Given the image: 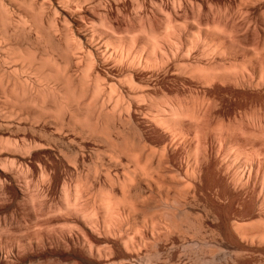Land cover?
Instances as JSON below:
<instances>
[{"label": "bare ground", "instance_id": "6f19581e", "mask_svg": "<svg viewBox=\"0 0 264 264\" xmlns=\"http://www.w3.org/2000/svg\"><path fill=\"white\" fill-rule=\"evenodd\" d=\"M14 1V6L9 8L10 6L6 7L4 2L0 0V29L2 32L0 38L4 40H2L4 43L0 44V53L2 54L0 55V198L5 199L4 196L8 197L10 189L8 184L13 182L17 185V189H11L15 191L21 201H19V203L22 204L14 206L28 211L31 217L37 219L40 223H42V220L39 221L41 215L50 211L64 210L65 212H69L72 216L59 215L56 220L69 222L74 227L72 226V232H60V235H58L59 233H49L42 228L33 230L29 228L27 230L23 229V232L22 227L25 226H21V224L18 225V221L20 220L17 221V218L10 214L11 216L5 217L4 220L2 219L0 221V264H34L38 262H42V264L44 262L45 264L46 262L43 259L52 260L54 258H64V252L66 251H68L67 254L69 257L66 256L71 258L72 263L76 261V264L77 262L79 264H90L92 263V258L95 257H104V262L102 261L103 264H128L127 261L130 259L131 249L140 251L143 247L147 248V246H151V253L148 251V256L150 257L149 262H152V255H155V257L157 254H160V256L163 255L161 250L166 247L165 243L170 241L173 233H188L191 231L193 235L195 233L197 237H202L203 233L213 231L216 233L215 235H219L224 232L223 226L228 223L230 225L228 224L227 227L232 236L234 234L235 238L238 237L242 240H251V244L247 242V245L245 244L246 246H244V243L241 242L243 245V247H241L237 239L238 244L234 241V244L231 246L228 244L232 242L227 243L226 241V247L228 246L227 249L231 248L234 250L236 256H238V254L249 253L252 255L257 253L264 257V149H262L264 146V114L257 113V107L253 113L249 115L246 114V121L248 124H251L253 127L255 126V128L257 127V132H259L257 135L254 133V135L256 137L259 135L260 138L262 136L261 140H258V142L255 137L256 142L253 141L251 146L249 145L246 147L250 142L247 144L246 142H240V138L239 140L232 139L237 136H234V132L238 131H235V129L242 128L246 123L242 121L237 124L228 123V125H226L222 122L224 120L221 121V119H218L217 122L211 126V123L207 122L210 117H204L208 119L204 121L202 118L204 115L203 113L207 114V112H209L207 115L213 116L211 111H215L214 113L216 114L220 109L216 111V109L211 110V108H207L205 99L200 97L196 98L195 96L197 95H195L193 99L190 98V100L185 97L167 98L165 96L167 99L164 98L162 101L156 100L159 102L157 104H154L156 102L151 99L150 101H153L151 103L154 104V106L148 104L151 108L148 107V110L150 109L151 121H154L158 126H165L167 129L164 128L169 131V133L173 134L171 136L173 140L171 143L167 142L166 145L170 144L172 147L169 148H173V151H175L173 146L176 141L189 145V155L191 153V156H188L190 159H187V165L189 163L190 168L189 166L186 168L185 178L180 174L181 172H179L180 176L178 173L175 174L176 169L173 166L174 156L170 154V150L172 149L168 148V150H166L167 146L158 154L154 152V149L153 151L150 150L151 152H148V154L146 153L147 156L144 158L143 152H145V148L147 149L145 146H148L146 142L147 138L143 134L144 131L142 132L141 129L138 128L140 126L137 127L135 124L136 121H134V116L132 117L133 114L131 113V105L132 101L139 103V99L142 96V98H144V95L146 96L147 93L144 94V88H146L144 84L134 78L135 73L133 74L130 72V70L133 71L134 67L142 63L148 66H156V64L159 65L162 63L163 65V62H167L166 58L170 56V54H168L170 50H168V46L166 45L169 44V42L167 43L165 41L166 44H164L162 36L164 37L165 34L171 30H176L177 32V29H184V27H186V29L188 28L187 30L190 31V33L188 32L190 34L188 37H192V39H196V41L202 39L200 38L202 34H204L205 39L203 40L205 41L213 38V40H210L213 42L212 44H215V48L217 46V48L222 47L223 49H233L235 47L242 49L245 45L251 44L259 48L258 51H260V53L257 51L258 54H261V52L264 53L262 49L264 48V0H239L235 7L230 5L220 6V4H217L218 2L216 0L215 3L212 0L213 2H211V4L209 0V9H206V12L202 9L204 13L201 11L199 4V7L196 6L198 10L192 7V9H195L197 12H194L190 8L193 12H191L192 15H190L193 16V19L197 18L196 20L198 21L196 22H188L186 16L185 19L181 17L177 7L175 8L173 5V7L171 6L173 10L171 9L165 12L163 10L164 8H160L156 3V8L159 7L160 9L157 8L158 10H156L155 7V9L147 7L152 10V12H150L145 9V3L143 4L140 0H131L132 10L127 13H125V10H122V0ZM190 1L192 0H189V2ZM110 2L116 4V13H112L110 8L107 7V3ZM176 2L174 1L175 4ZM151 3L154 5V0ZM213 3L217 4V6ZM178 6L180 7V5ZM201 12L203 14H201ZM255 13L257 14L256 17H254ZM186 15L188 14L186 13ZM120 18H125L128 22L126 25L123 24L125 25L124 27L119 22ZM241 26V31L258 29L259 33H257L259 36H255L256 38L253 36V38H248L249 35H247V38H245L238 35L241 32L239 30ZM26 29H28V33L34 32V35L29 34L28 37L30 36L29 39L36 42L41 52H38L37 49H30L28 47L23 48L24 46H20L21 42L18 40H21V38L19 37L25 36H23V33H25ZM163 32L165 34L161 35ZM56 33L58 35H56ZM173 34H171V37ZM214 34L215 36L217 35V38L213 37ZM218 34L221 35L218 36ZM211 35L213 36L211 37ZM175 37H177V35ZM165 40H167L166 37ZM178 40L182 43L183 39ZM190 41L191 39H185L186 43ZM171 44L172 43H170V45ZM232 52H230V55ZM255 52L256 51H254V54H256V56L253 55L252 51L248 54L254 56L253 58H255L256 61L254 62H257L256 64H254V62H251L252 64H247L250 62L246 61V64H242L243 66H241V68L239 67L240 65L237 66L238 63L234 62L230 66L228 65L229 67L227 65H225V67L223 66L224 70H222L223 68L221 69L223 72L216 73L215 75H218L217 77L220 76V78L222 77V80L224 78L230 79L227 82L233 81L238 87L241 85L258 86L264 84V56H262L263 53L258 56ZM252 55H250V58H252ZM208 56L209 55H207V57ZM99 57L104 59L112 57V60L114 59L117 61L116 64L126 63L125 65L128 69L127 73L124 74L123 72L124 75L123 77L121 76L122 78H119V82L127 86L130 93L122 91L120 89L121 86L119 87L116 81L108 80L106 82L104 80L105 82H103L100 78V73L96 70V63ZM234 58L237 59L238 57L236 58L235 56ZM15 59L21 61L19 69L22 71H29V75L23 76L17 72L18 70L16 72L14 69L11 70L8 64H10L11 60ZM212 67L214 66L212 65ZM199 71L200 73L201 71L203 72L202 69ZM204 71L206 72L202 74L204 75V81L210 84L208 80H213L212 76L214 73L208 72L207 70ZM255 74H258V77H255ZM112 78L116 80L114 76ZM214 79H216V77ZM224 80L223 82H225ZM165 95L168 96L166 92ZM147 96H149V94ZM258 99H256V101ZM211 100L212 99H210V101ZM217 100L218 99L215 101V105L219 103ZM253 102L254 101H252V103ZM215 105H213V107L218 109V106L216 105V107ZM209 106L212 107L211 104ZM6 112L7 114L10 112L18 115L19 119H15V121L13 120L14 118H8ZM147 116L148 114L146 117ZM29 117L43 118L46 120L50 117L54 119L57 118L56 120L58 122L55 121V123L57 122L56 125H58L59 128L68 126L79 131L82 135L97 137V139L107 143L109 149L111 148V152L114 156V162L111 161L112 163H115V161L121 159V157L123 159L126 155L125 157L128 159V162H130V165H126L127 167L124 169L122 168L123 171L119 173L117 164H111V162H109L110 165L108 164V166L106 165L102 168L106 177L105 179L89 180L85 178V175L83 177L87 169L85 163L86 157L84 159L85 153L84 155L80 153L81 155L79 156L77 153L78 151L71 146L73 149L70 150L75 165L74 170H71V172H69L70 174L68 173L71 176L68 178L60 176L62 175L59 173L61 163L59 165L55 160L56 157L54 158L52 156L56 163L52 161L54 164L52 163L51 166L48 162H40L41 159L39 158L37 159L39 160L37 161L39 162V173L41 178L43 177L42 179L47 180V182L41 180V182H37L33 177H30L31 175L27 174L29 173L27 171H30L35 165L33 166L31 162H27L28 160L26 158L27 156L30 157L34 149L47 148L48 146L46 147V145L49 144V140L46 138L48 136L44 137V134H41L42 136L38 135L40 132L37 134L31 132L34 135H30L28 131L25 132L26 130H24V128L27 126L25 119ZM246 126L248 128V125ZM258 128L260 131H258ZM38 129L43 133L47 131L44 126H40ZM216 129H218V131H215ZM245 129L242 131L243 134L245 133V135H247L246 132H251L249 130L245 132ZM219 130H221V133ZM216 133L220 134L219 139L215 137L217 136ZM251 134L253 135V133ZM251 134L249 135L250 138ZM193 136L196 137V141L194 139L192 140ZM207 136L210 137L212 142L217 139V143L220 146L226 145L229 150L228 153L226 152L227 154L225 156H223L224 154L222 155V160H224V162L220 163L223 164L224 167H220L222 170L218 168L219 172H222L219 175L220 177H214V180L221 178L218 181H220V183L224 182L226 184L225 186H229V189L232 188L235 190H232L233 194L223 191L224 188L222 189L221 184L212 186L218 181L214 182L210 179L214 183H210L211 186L207 187L205 185H208V183L205 184L206 182H203V180H205L203 179L204 173H202L204 171V165L206 166L208 160L210 163H213L209 158L211 156L208 153L209 150L207 145L210 140ZM54 137L56 136L51 135L49 138L53 140ZM242 139L243 141H247L246 139L244 140V138ZM165 140L169 141L168 138H165ZM53 142H55V140ZM245 143L246 145H244ZM61 147H63V150ZM64 147V145L57 146L59 151H65ZM49 148L53 149V147ZM97 151L100 150L98 149ZM231 154L234 155L233 158L224 159V157H231ZM67 155L66 157H68ZM33 157L35 158V156ZM190 160L192 161L191 163ZM34 161L36 160L34 159ZM68 163H70L69 159ZM207 165V167H209L211 164L208 163ZM51 167H54V171L53 169L50 170ZM112 168H114L115 173H112ZM216 174L214 175L216 176ZM176 175L178 178L172 177ZM181 176L185 179H181ZM52 182L54 184L61 183L62 187L59 190L58 197L52 198L53 200L51 199L52 201L48 202L46 197L45 199L43 198L45 195L44 187L46 183L50 184ZM113 183L118 184L119 191H114L115 187ZM190 186L194 187L195 196L191 197L194 198V200L197 195H203L204 197L207 192L210 194L215 192L214 194H216L218 198H224L227 202L225 205L229 207V210L232 208L230 211L232 214L228 212V214L231 215L230 217L227 215L228 220L226 219L230 222H226V224L223 225V223L220 222L223 220L220 219H222V217L224 219V216L221 217L220 214L212 211L213 208L211 209L208 206L202 205L203 208H198L202 213L199 212V215H195L194 213L197 208L193 207V199H190L186 194L189 193ZM31 187L35 189L37 187L38 192L35 193L33 188L31 191ZM170 187L176 191L172 196L169 194L170 191H168ZM242 192L250 195L248 199L250 205H248V201L246 206L241 204L243 207L241 206V210L238 212L236 211L238 207L234 210L233 206L237 202V196L242 194ZM147 193H153V196L158 199L156 200L152 195L149 196L150 194ZM208 193L205 197L210 195ZM146 196H148V200ZM209 197L211 196H208L206 199L208 200ZM215 210L217 211V209ZM255 215H257V219L254 220L253 217H255ZM212 222H215L214 226H217L215 227V229H218L216 230L217 232L212 230L211 227L213 226L210 225ZM132 229L137 230L138 233L135 231L132 232L134 234H131L130 230ZM228 230H226L227 233L226 231L224 232L226 233L224 236H228ZM101 231L105 234L101 233ZM106 233L107 235L111 233L113 238L112 236V239L109 238V235L107 236ZM102 234L105 235V237H103ZM211 238L215 239L214 236ZM218 238L216 237V241H218ZM203 240L205 239L203 238ZM208 241H203L204 244L206 243V246H208ZM255 241L257 245H254ZM148 248L146 250L150 249ZM201 253H204L202 249L197 255L195 254L197 263L229 264V261L220 260L219 262H215L213 259L212 261L210 260L211 262L207 261V263H204L202 261L204 257ZM145 254L146 256H144L146 258L147 251ZM233 254H230L231 257H233ZM227 258L230 260L229 257ZM146 259H148V257ZM233 259L234 258H232V261H234ZM157 260L160 261L159 259Z\"/></svg>", "mask_w": 264, "mask_h": 264}, {"label": "rangeland", "instance_id": "374dc122", "mask_svg": "<svg viewBox=\"0 0 264 264\" xmlns=\"http://www.w3.org/2000/svg\"><path fill=\"white\" fill-rule=\"evenodd\" d=\"M3 2H4V5H6V7L8 6H10L9 8H11L12 6H14V0H2ZM143 4H144V6H145V9H147L148 11H150V12H152V10H150V9H155L156 8V3H157V6L159 5V7L161 8L162 7V9L166 12L167 10L168 11H170L171 9L173 10V6L176 8L177 7V9H178V13L180 14V16L181 17H183L184 19H185V16H186V20H188V22L190 21V22H196V21H198V20H196L197 18H194L193 19V16H191L192 15V7L193 8H196L197 10H198V7L200 6L201 8V11L203 12V10L205 11L206 9L208 10L209 9V5H210V3L211 2H213L214 1V3H215V0H210V3L208 4V2H209V0H192V1H190V2H192V3H190L189 2V0H154V2H155V4L154 5H152V1L151 0H140ZM174 1L176 2H178V4H177V2H176V4L174 3ZM217 2V4L219 5L220 4V6L221 5H230V6H232V7H235L237 4H238V2H239V0H216ZM122 2V10L124 11L125 10V13H127V12H130L131 10H132V2H131V0H122L121 1ZM174 3V4H172V3ZM111 3V4H110ZM110 3H107L108 5H110V6H108L107 4V7H109L110 8V11L113 13V12H115L116 13V4H114L113 2H110ZM150 3V4H149ZM213 3V4H214ZM231 3V4H230ZM198 4H199V6H198ZM212 4V3H211ZM217 4H214V5H216L217 6ZM148 5V6H147ZM173 5V6H172ZM178 5H180V7L178 6ZM114 6V7H113ZM172 6V7H171ZM196 6H198V7H196ZM147 7H149L150 9H148ZM155 7V8H154ZM159 7H157V8H159ZM156 8V10H158ZM159 8V9H160ZM174 8V9H175ZM190 8L192 9V10H190ZM186 9V10H185ZM199 9V10H200ZM203 9V10H202ZM162 10V11H163ZM206 10V11H207ZM161 11V10H160ZM167 11V12H168ZM194 12L196 11L195 9L193 10ZM205 11V12H206ZM192 12V13H191ZM197 12V11H196ZM199 12V11H198ZM201 12V14H203ZM186 13L188 14V15H186ZM258 13V12H257ZM191 14V15H190ZM196 14H199V13H196ZM256 14V13H255ZM254 14V17H256L257 16V14L255 15ZM194 17H197V16H194ZM185 20V21H186ZM184 21V22H185ZM119 22L121 23V25L124 27L128 22H127V20L125 19V18H123V19H119ZM123 24H125V25H123ZM184 27V26H183ZM0 28H1V26H0ZM182 28V27H181ZM243 28L245 29V27L243 26ZM188 29V28H187ZM186 29V27H184V29L182 28V29H177V32H176V30H171L170 32H168L169 34H170V36H169V34L168 33H162L161 35H164L165 34V36L163 37L162 36V38H163V41H164V44H166V42L168 43L169 42V44H167L166 46H168V50H170V51H168L169 53L168 54H170V56L169 57H167L166 58V60H167V62L165 61V62H163V65H162V63L161 64H156V66H148V65H146L145 63H142V64H140V65H137L136 67H134V69H133V71L132 70H130V72H132L133 74H134V78L137 80V81H141V83H143L144 84V87H146V88H144V94H146V96L144 95V98L146 99H144V98H140L139 99V103H137V102H133L132 101V105H131V113L133 114L132 115V117L134 116V121H136V125H137V127L138 126H140V127H138L139 129H141V131L143 132V134H144V136L148 139H146V142L148 143V146L146 145L145 147H147V149L145 148L144 150H145V152H143V155H144V158L147 156V154H148V152H151V151H153V149H154V152H156L157 154L159 153V152H161V150L163 149V148H165L166 146V150H168V148L169 147H172V146H170V144H168V145H166V143L167 142H169V143H171V141L173 140V138L171 137L173 134H171V133H169V131H167L166 129V127L165 126H161V125H159L158 126V124H156L154 121H151L152 119H151V114H150V107H149V105L148 104H151V105H153L154 106V104H157V103H159V102H157V101H162V100H164V98H165V96L167 97V98H177V97H180V98H187V99H189L190 100V98L191 99H193L194 98V96L195 95H197V96H195L196 98L198 97H200V98H202V99H205L204 101L206 102V104H207V108H211V110L213 109H216V111H218L219 109H220V111H218V113H214V112H212L211 111V113H213V116H209V115H207L209 112H207V114L206 113H203L204 115H207V116H204L203 115V119H204V121L206 120H208L207 122H210L211 123V126L212 125H214L216 122H217V120L219 119H221V121L222 120H224V121H222L223 123H225L226 125H228V123L229 124H237V123H239V122H242L243 121V123H246V125H248V128H247V126L244 124H242L243 126H242V128H236L235 129V131L236 130H238V131H236V132H234V136H236V138L234 137V138H232V139H235V140H239V138L241 139L240 140V142H246L247 144L250 142V144H248V145H246V143L244 144V145H246V147H248L249 145L251 146V144H253L252 142L253 141H255L256 139H257V142H258V140L260 141L261 140V138H262V136H261V138L259 137V135H258V137H256L255 135H257L259 132H257V127L255 128V126L253 127V126H251V124H248V122L246 121V119H247V117H246V114L247 115H249L250 113H253L254 112V110H256V107H257V113L259 112L260 114H264V84H262V85H258V86H247V85H241V86H236V84L233 82V81H230V82H227V81H229L227 78V80L225 79H223L225 82H223V80L220 78V76L219 77H217L218 75H215L216 73H221V72H223L222 70H224V67H225V65H231V64H233L234 62L235 63H238V65L237 66H239V67H241V66H243L242 64H246L245 62L247 61V62H250V63H247V64H252L254 61H256L255 60V58H253L254 56L253 55H255L256 56V54H254V51H256L255 53H257V51L259 50V48L255 45H251V44H247V45H245V47L244 48H242V49H240V48H238V47H235V48H217V46H216V48L214 47L215 46V44H212L213 42H211V40H213V38H210V39H208V41L206 40H203V39H205L204 38V34H202V35H200V38H202V39H198V41H196V39H192V37H188V36H190V31L189 30H187ZM242 30V26H241V28H239V30ZM257 29V28H256ZM27 30L28 29H26V31H25V33H23V36L25 35L26 36V34H27V36L25 37H19V38H21V40L19 39L18 41L19 42H21V45L20 46H24L23 48H30V49H37V51L38 52H41V50H39L38 48H39V46L36 44V42H34V41H32L31 39H29V37H28V35L30 34V35H32L33 33L31 32V33H28L27 32ZM180 30V31H179ZM187 30V31H186ZM240 30V31H241ZM168 31V30H167ZM182 31V32H181ZM245 31V32H244ZM244 31H241L240 32V34H238V35H240V36H242V37H245V38H247L246 36L247 35H249L248 36V38L250 37V38H253V37H255V36H259V32H258V29L257 30H248L247 29V31L246 30H244ZM249 31V32H248ZM256 31V32H255ZM260 31V30H259ZM0 32H1V29H0ZM173 32H174V34H173ZM176 32V33H175ZM189 32V33H188ZM258 32V33H257ZM239 33V32H238ZM252 33V34H251ZM257 33V34H256ZM1 34V36H2V32L0 33ZM171 34H173L172 35V37H171ZM213 34V33H212ZM222 34V33H221ZM221 34H218V36H220ZM34 35V34H33ZM56 35H58L57 33H56ZM177 35V37H175ZM182 35V36H181ZM181 36V37H180ZM203 36V37H202ZM213 35H211V37H212ZM217 36V35H216ZM215 36V34H214V38L216 37ZM253 36V37H252ZM165 37H166V39L167 40H165ZM241 37V38H242ZM23 38V39H22ZM171 38V39H170ZM187 38V40L189 39H191V41H192V43H191V41L189 42V43H186L185 42V39ZM217 38V37H216ZM256 38V37H255ZM26 39V40H25ZM28 39V40H27ZM172 40V41H170V40ZM178 39H183L182 40V43H181V41H179ZM243 39V38H242ZM2 38H0V44H3L4 42H2ZM31 40V41H30ZM4 41V40H3ZM23 41V42H22ZM166 41V42H165ZM180 43H179V42ZM196 41V42H195ZM176 44H175V43ZM178 42V43H177ZM22 43H23V45H22ZM170 43H172L171 45H170ZM211 45H210V44ZM29 45H30V47H29ZM176 45H178V46H176ZM190 46V48H189V46ZM171 46H173V47H171ZM171 47V48H170ZM173 48V49H172ZM192 48V49H191ZM237 48V49H236ZM258 48V49H257ZM187 49V50H186ZM189 49V50H188ZM263 50H264V48H262ZM216 50V51H215ZM235 50V51H234ZM245 50V51H244ZM261 50V49H260ZM211 51V52H210ZM233 51V52H232ZM250 51H252V53H253V55L252 54H250V55H252L251 57L252 58H250V55L248 54ZM174 52V53H173ZM188 52H189V54H188ZM209 52V53H208ZM230 52H232L231 53V55H232V57L234 56H236V58L237 59H235L234 57L232 58L231 57V55H230ZM247 52V53H246ZM259 53H260V51H258ZM175 53H177V54H175ZM224 53V54H223ZM235 53H237V54H235ZM244 53V54H243ZM262 53L263 52H261V54H258V56L259 55H262ZM185 54V55H184ZM187 54V55H186ZM248 54V55H247ZM0 55H2L1 53H0ZM181 55H182V57H181ZM184 55V56H183ZM207 55H209L208 57H207ZM174 56V57H173ZM187 56V57H186ZM244 56V57H243ZM257 56V57H258ZM262 56H264V53H263V55ZM262 56H261V58H262ZM231 57V58H230ZM256 57V58H257ZM260 58V57H259ZM210 59V60H209ZM234 61H233V60ZM16 60V59H15ZM15 60H11L10 61V64H8V65H10V67H11V70L12 69H14V71L16 72L17 70V72L18 73H20V74H22L23 76H26V75H29V71L27 72V71H22L21 69H19V67H20V64H21V61H19L18 59L15 61ZM107 60V61H106ZM236 60H237V62H236ZM13 61V62H12ZM105 61V62H104ZM116 60H112V57H108V58H98V60H97V63H96V70H97V72H99L100 73V75L103 77H101L100 75V78L103 80V82H107L108 80H113L114 82L116 81V83H118L119 84V87H120V89L122 90V91H125V93L126 92H128V93H130L129 92V89H128V87L127 86H125L124 84H120V82H119V78H122L123 77V75L125 74V73H127V67H126V63L125 64H123V63H121V64H123V65H121V64H116ZM223 62V63H222ZM252 62V63H251ZM262 62V61H261ZM120 63V62H119ZM164 63H166V64H164ZM183 63H185V64H183ZM257 62H254V64H256ZM264 64V63H263ZM7 65V66H8ZM19 65V66H18ZM147 66V67H145V66ZM158 65V66H157ZM179 65H180V67H179ZM212 65L214 66V67H212ZM144 66V67H143ZM195 66V67H194ZM222 66V67H221ZM224 66V67H223ZM228 66V67H229ZM234 66H236V65H234ZM124 67H126V68H124ZM151 67V68H150ZM156 67V68H155ZM179 67V68H178ZM212 67V68H211ZM244 67L246 68V66L244 65ZM17 68V69H16ZM223 68V69H222ZM242 68V67H241ZM196 69H197V71H196ZM200 69H202L203 70V72L201 71V73H200ZM222 69V70H221ZM100 70V71H99ZM194 70H195V72H194ZM204 70H207L208 72L210 71V72H212V73H214V75L212 76L213 77V80H208V82H210V84L209 83H207V81L205 82L204 80V75H202V74H204V73H206ZM136 71V72H135ZM198 71H199V73H198ZM123 72H124V74H123ZM177 72V73H176ZM102 73V74H101ZM119 73V74H118ZM139 73V74H138ZM137 74V75H136ZM110 76H111V78H110ZM115 77V79L116 80H114L112 77ZM122 76V77H121ZM255 77H258V74H255L254 75ZM106 77V78H105ZM201 77H203V78H201ZM216 77V79H214ZM105 78V79H104ZM110 78V79H109ZM118 79V80H117ZM144 79V80H143ZM218 79V80H217ZM105 80V81H104ZM203 80V81H202ZM222 80V81H221ZM213 81V82H212ZM220 82V83H219ZM234 83V84H233ZM148 85H149V87H148ZM162 85V86H161ZM244 86V87H243ZM126 87V88H125ZM125 89H128V90H125ZM206 90V91H205ZM213 90V91H212ZM224 90V91H223ZM195 91V92H194ZM165 92H166V94H168V96L167 95H165ZM149 94V96H151V97H149V96H147ZM152 94V95H151ZM211 94V95H210ZM259 94V95H258ZM153 95H155V96H153ZM217 96V97H216ZM147 97V98H146ZM156 98V99H154V98ZM215 97V98H214ZM167 98H165V99H167ZM254 98V99H253ZM259 98V99H258ZM148 99V100H147ZM151 99H153L154 100V102H156V103H151V102H153V101H150ZM210 99H212L211 101H210ZM216 99H218L217 101H219V103L218 104H216L217 106H218V109L217 108H214L213 107V105H215V101H216ZM224 99V100H223ZM256 99H258L257 101H256ZM157 100V101H156ZM262 100V101H261ZM213 101V102H212ZM252 101H254L253 103H252ZM143 102V103H142ZM257 102H258V104H257ZM134 104V105H133ZM138 104V105H137ZM147 104V105H146ZM212 105V107L211 106H209V105ZM215 105V106H216ZM222 105V106H221ZM145 106H147V107H145ZM216 106V107H217ZM133 107V108H132ZM148 107L150 108L149 110H148ZM228 108V109H227ZM248 110V112H247V110ZM261 109V110H260ZM260 110V111H259ZM133 111V112H132ZM209 111V110H208ZM251 111V112H250ZM3 112V111H2ZM222 113V114H220V113ZM247 112V113H246ZM10 113V112H9ZM7 114V112H6V116H8V118H14L13 120H15V119H19L18 117V115H16V114H12V113H10V114ZM142 113V114H141ZM148 114V116H149V118H148V116L146 117V115ZM224 113H225V115H224ZM135 114V115H134ZM215 114V115H214ZM218 114V115H217ZM241 114V115H240ZM14 115V116H13ZM10 116V117H9ZM242 116V117H241ZM16 117V118H15ZM204 117H210V118H208V119H206V118H204ZM239 118V119H237V118ZM56 118V117H55ZM223 118V119H222ZM57 119V118H56ZM56 119H54V118H47V120L46 119H43V118H32V117H29L28 119H25V121H26V125L27 126H25L26 128H24V130H26L25 132H29V134L30 135H34L33 133H35V134H37V133H39L38 135H43L44 134V137L45 136H48V137H46V138H48V142H49V144H50V146H49V144H47L46 145V147L47 148H41V149H34L33 151H32V153L30 154V157L29 156H27V162H31L32 164H33V166L34 167H32V168H34V169H30V171L28 170L27 172H29V173H27L28 175H31L30 177L32 178H34L37 182H41V181H43V182H47V180H43L42 178H41V176H40V173H39V167H38V163L39 162H37V161H39V160H37V159H41L40 160V162H48V164L51 166L52 165V163L56 160L58 163H59V165H60V163H61V166H60V174H62V175H60V176H62V177H70L71 175H69L70 173L69 172H71V170L73 171L74 170V168H75V165H74V160H73V156H72V153H71V150L73 149V148H75L78 152V155L80 156L81 154H83L84 155V153H85V156H84V159H85V157H86V160H85V163H86V170H85V172H84V174H83V177H84V175H85V178L87 179H89V180H96V179H105L106 177H105V175H104V171L102 170V168L104 167V166H108V164H109V162H111V161H113L114 162V156H113V153L111 152L112 150H111V148L109 149V145L107 144V143H105L104 141H102V140H99V139H97V137H94V136H86V135H82V134H80V132L79 131H76V130H74V129H72L71 127H63V128H59L58 127V125H56V123L58 122ZM245 119V120H244ZM16 121V120H15ZM55 121H57L56 123H55ZM234 121V122H233ZM236 121V122H235ZM231 122V123H230ZM138 123V124H137ZM209 123V124H210ZM44 126L46 129H47V131H45L44 133L42 132V131H40L38 128L40 127V126ZM151 125V126H150ZM156 125H157V128H156ZM147 126V127H146ZM250 126V127H249ZM32 127V128H31ZM163 129H162V128ZM166 129H165V128ZM253 127V128H252ZM37 128V129H36ZM129 128H130V126H129ZM160 128V129H159ZM246 128V129H245ZM250 128V129H249ZM255 128V129H254ZM33 129V130H32ZM36 129V130H35ZM151 129V130H150ZM156 129V130H155ZM244 129H245V132L246 131H251V132H246V134L247 135H245V133L243 134V132L242 131H244ZM32 130V131H31ZM60 132H59V131ZM132 130V129H131ZM130 130V131H131ZM154 130V131H153ZM255 132H254V131ZM153 131V132H152ZM215 131H218V129H216ZM242 133H241V132ZM258 131H260V129L258 128ZM261 131H263V130H261ZM31 132H33V133H31ZM48 132V133H47ZM78 132V133H77ZM162 132V133H161ZM219 132L221 133V130H219ZM239 132V133H238ZM46 133V134H45ZM147 133H148V135H147ZM153 133V134H152ZM164 133H165V136H164ZM241 133V134H240ZM251 133H253V135L251 134ZM254 133H256L255 135H254ZM50 134V135H49ZM60 134V135H59ZM169 134V135H168ZM214 134H215V132H214ZM214 134H213V137H214ZM251 134V138H250V135ZM37 135V136H38ZM41 135V136H42ZM56 136V137H54L53 138V140H52V138H49L50 136ZM68 135V136H67ZM78 135V136H77ZM216 135L218 136H215L216 138H218L219 139V136H220V134H218V133H216ZM245 135V136H244ZM36 136V135H35ZM148 136V137H147ZM158 136V137H157ZM164 136V137H163ZM170 136V137H169ZM254 136V137H253ZM150 137V138H149ZM161 137V138H160ZM208 137V139L210 140V137L209 136H207ZM214 137V138H215ZM238 137V138H237ZM249 137V138H248ZM253 137V138H252ZM255 137H256V139H255ZM58 138V139H57ZM165 138L167 139H169V141L168 140H165ZM172 138V139H171ZM242 138H244V140L246 139L247 141H243V139ZM259 138V139H258ZM73 139V140H72ZM164 139V140H163ZM195 140L196 141V137H194L193 136V138H192V140ZM250 141H249V140ZM55 140V142H53ZM163 140V141H162ZM50 141H51V143H50ZM63 142V143H62ZM87 142V143H86ZM256 142V141H255ZM76 143V144H75ZM90 143V144H89ZM178 143V144H177ZM52 144H53V146H52ZM56 144V145H55ZM73 144V145H72ZM177 144V145H176ZM213 144V145H212ZM217 144V145H216ZM65 146L64 148H65V151H62L63 150V147H61L62 148V150H58V148H57V146ZM182 147H181V146ZM186 145V146H185ZM187 145L188 144H184V143H181V142H179V141H176L175 142V145L173 146L174 147V150L175 151H173V148H169V149H172V150H170V154L172 155V156H174V168L176 169V171H175V174H177L178 173V175H179V172H181L180 174H182V176L183 177H185L186 178V176H185V173H186V168H188V166H189V163H188V165H187V159L189 160L190 158H188V156H191V153H190V155H189V152H190V148H189V145H188V149H187ZM261 145H263V144H261ZM71 146H73V148L71 147ZM176 146V147H175ZM178 146H179V148H178ZM49 147H53V149L52 148H49ZM207 147H208V153L210 154V156L211 157H209L210 158V160H211V162H213V163H210L209 162V160H208V162H207V164L209 163V164H211V165H209V167H207L208 165L206 164V166L204 165V168H203V172L202 173H204L203 174V179H205V180H203V182L205 181L206 183L205 184H207L208 183V185H205L206 187L207 186H211V184L210 183H214L215 181H218V180H220L221 178H219V179H216V180H214L216 177L218 178V177H220L219 175H220V173L222 172V171H220L219 172V169H221L220 167L221 166H223L224 167V165L223 164H221V163H223L224 162V160H222V158H223V156H225L227 153H228V149H227V147H226V145H222V146H220L218 143H217V139L216 140H214V142H212L211 140L209 141V143H208V145H207ZM55 148H57V149H55ZM82 148V149H81ZM177 148V149H176ZM186 148V149H185ZM218 148V149H217ZM220 148V149H219ZM56 151H55V150ZM71 149V150H70ZM100 150V151H97V150ZM223 149V150H222ZM262 149H264V146L262 147ZM93 150V151H92ZM151 150V151H150ZM62 151V152H61ZM110 151V152H109ZM163 151V150H162ZM172 151H173V153H172ZM177 151V152H176ZM35 152V153H34ZM37 152V153H36ZM59 152V153H58ZM61 152V153H60ZM100 152V153H99ZM169 152V151H168ZM174 152H175V154H174ZM188 152V153H187ZM213 152V153H212ZM217 152V153H216ZM227 152V153H226ZM58 153V154H57ZM64 153V154H63ZM76 153V154H77ZM81 153V154H80ZM147 153V154H146ZM57 155V156H55V155ZM61 154V155H60ZM68 156V157H66V155ZM71 154V155H70ZM188 154V155H187ZM209 154H208V156H209ZM224 154V155H223ZM230 154V153H229ZM223 155V156H222ZM232 155V154H231ZM33 156H35V158L33 157ZM55 158V160L53 159V157ZM65 156V157H64ZM71 156V157H70ZM96 156V157H95ZM124 156V155H123ZM126 156V155H125ZM124 156V160L122 159V157H121V159H119V160H117V161H115V163L117 164V166H118V171H119V173H121L122 171H123V169L125 168V167H127L126 165H130V162H128V159L126 158ZM227 156H230V155H227ZM37 157V158H36ZM42 157V158H41ZM60 157V158H59ZM90 158V160H89V158ZM178 157V158H177ZM234 157V155H232L231 157H224V159L226 160V158H233ZM30 158V159H29ZM53 160H52V159ZM58 158V159H57ZM67 158V159H66ZM179 158H180V160H179ZM208 158V159H209ZM34 159L36 160V161H34ZM68 159H69V161H70V163H68ZM71 159V160H70ZM105 159V160H104ZM31 160V161H30ZM49 160H51V161H49ZM59 160V161H58ZM60 160H61V162H60ZM229 160V159H228ZM53 161V162H52ZM56 161L54 162V163H56ZM91 161V162H90ZM94 163H93V162ZM102 161V162H101ZM34 162V163H33ZM36 162H37V165H36ZM179 162V163H178ZM185 162V163H184ZM192 161L190 160V163H191ZM221 162V163H220ZM53 163V164H54ZM57 163V164H58ZM102 163V164H101ZM115 163H112L111 162V164H115ZM132 163V162H131ZM221 164V165H220ZM63 165V166H62ZM103 165V166H102ZM110 165V164H109ZM187 165V166H186ZM218 165V166H217ZM92 166V167H91ZM102 166V167H101ZM131 166H133V165H131ZM179 166V167H178ZM217 166V167H216ZM90 167V168H89ZM112 167V166H111ZM216 167V168H215ZM222 167V168H223ZM123 168V169H122ZM189 168H190V166H189ZM219 168V169H218ZM53 169V171H54V167L52 168L51 167V169L50 170H52ZM89 169V170H88ZM101 169V170H100ZM120 169V170H119ZM209 169V170H208ZM62 170V171H61ZM177 170H178V172H177ZM180 170V171H179ZM184 170V171H183ZM218 170V171H217ZM222 170V169H221ZM53 171H51V172H53ZM88 171V172H87ZM209 171V172H208ZM214 171V172H213ZM69 173V174H68ZM90 173V174H89ZM112 173H115V170H114V168H112ZM118 173V172H117ZM116 173V174H117ZM118 173V174H119ZM172 173H174V172H172ZM217 173V174H216ZM184 174V175H183ZM214 174H216V176L214 175ZM170 176H171V174H170ZM180 176V175H179ZM181 176V179H185V178H183ZM96 177V178H95ZM173 178L174 177H177V175L176 176H172ZM215 177V178H214ZM178 178V177H177ZM176 178V179H177ZM213 180V181H211V180ZM41 180V181H40ZM207 180V181H206ZM116 183V182H115ZM115 183H113L114 184V187H115V189H114V191L116 192V191H119V187H118V184H115ZM224 182H221L220 183V181H218L217 183L215 182L212 186H215L216 184H221V187H222V189L224 188V190L223 191H225L226 193H229V194H233V191H235V190H233L232 188H228L227 186H225L226 184L224 183ZM204 184V183H203ZM223 184V185H222ZM9 185V192H8V197L7 196H4V198L5 199H1L0 200V221L3 219H5V217H9V216H14V217H16L17 218V221L18 220H20V221H18V225L19 224H21V226H25V227H22V230L24 229V230H27L28 228L31 230H33V229H40V228H42V229H45L46 231H48L49 233H54V234H58V235H60L61 233L60 232H62V233H67V232H72L73 231V225H71L69 222H65V221H57L56 220V218L59 216V215H66V216H72L69 212H65L64 210H55V211H50V212H48V213H45L44 215H41L39 218H40V220L39 221H41L42 223H40V222H38L37 221V219H34V218H32L31 217V215H30V213L28 212V211H26V210H24V209H20V208H18V207H16V206H14V205H22V204H20L19 203V198H18V196L16 195V193H15V191H13L11 188H14V189H17L16 187H17V185L15 184V183H10V184H8ZM193 186V185H192ZM192 186H190L189 187V193H186L187 194V196H189V198L190 199H193L192 200V204H193V207H195V208H197L196 209V212L194 213L195 215H199L200 213L199 212H201V210L199 211V209H201V208H203L202 207V205L203 206H208V207H210L211 209H212V211L213 212H216L217 214H220L221 215V217L222 216H224V219H223V217H222V219H220V220H223V221H220V222H222L223 223V225L224 224H226V222L228 223V222H230V221H227L228 220V218H227V215L230 217V215L232 214L230 211L232 210V208H230V210H229V207L228 206H226L225 204L227 203L226 202V200L224 199H221V198H218L217 197V195L216 194H214L215 192H212L211 194L210 193H208V194H210V195H208V196H211V197H209L208 198V200L206 199L207 197H205L206 195H207V193L204 195V197H203V195H197L196 197L198 198H196L195 197V200H194V198H191V197H194L195 196V192H194V187H192ZM61 187H62V185H61V183L60 184H54L53 182L52 183H46V185H45V190H44V193H45V195H44V199H45V197H46V200H48V202H50V201H52L53 199L52 198H57L58 197V195H59V190L61 189ZM172 187V186H171ZM170 187V190H168V191H170V195L172 196L173 195V193H176V191H174V189H172ZM228 189H227V188ZM32 188H33V191L36 193V192H38L37 190H38V188L36 187V189L34 188V187H31V191H32ZM172 189V190H171ZM11 190V191H10ZM233 190V191H232ZM193 191V192H192ZM186 192H188V191H186ZM225 192H223V193H225ZM230 192H232V193H230ZM28 193H29V190H28ZM118 193V192H117ZM241 193V192H240ZM147 194H150V193H147ZM146 194V195H147ZM193 194V195H192ZM213 194H214V196H213ZM248 193H244V192H242V194H239V196H237V198H236V203H235V205L233 206V209L234 210H236L237 209V207H238V209L236 210V211H240L241 210V206L242 205H247V201H248V199L250 198V195L248 194ZM153 196V193L152 194H150L149 196ZM191 195V196H190ZM240 195H242V196H240ZM247 195V196H246ZM200 196H202V197H200ZM155 199H156V197L155 196H153ZM200 197V198H199ZM217 197V198H216ZM146 198H147V200H148V196H146ZM154 198H153V200H154ZM202 198V199H201ZM240 198V199H239ZM52 199V200H51ZM158 199V198H157ZM156 199V200H157ZM200 199V200H199ZM203 199H204V201H203ZM209 199H213V200H209ZM218 199V200H217ZM239 199V200H238ZM246 200V201H245ZM6 201V202H5ZM155 201V200H154ZM207 201V202H206ZM214 201V202H213ZM224 201V202H223ZM241 201V202H240ZM21 202V201H20ZM196 202H198V203H196ZM212 202H213V204H212ZM240 202V203H239ZM209 203H211V204H209ZM12 206H11V205ZM242 204V205H241ZM196 205V206H195ZM201 205V206H200ZM211 205H213V206H215V207H213V206H211ZM248 205H250V201H248ZM14 206V207H13ZM221 206V207H220ZM16 207V208H15ZM243 207V206H242ZM199 208V209H198ZM19 209V210H18ZM215 209H217V211L215 210ZM16 210V211H15ZM223 212V213H222ZM228 212L229 213H231V214H228ZM58 213V214H57ZM65 213V214H64ZM199 213V214H198ZM202 213V212H201ZM215 213V214H216ZM11 214V215H10ZM68 214V215H67ZM216 214V215H217ZM223 214V215H222ZM225 214H226V216H225ZM48 215V216H47ZM55 215V216H54ZM18 216V217H17ZM24 216V217H23ZM52 217V218H51ZM195 217H197V216H195ZM258 218H259V216H258ZM25 219V220H24ZM34 219V220H33ZM227 219V220H226ZM253 219L255 220V219H257V215H255V217H253ZM248 221H249V219H248ZM20 222V223H19ZM44 222V223H43ZM29 223V224H28ZM24 224V225H23ZM69 224V225H68ZM214 224H215V222H212V223H210V225L211 226H213V227H211V226H209V227H211L212 228V230H214V231H216V230H218L217 228L215 229V227H217L216 225L214 226ZM229 224V223H228ZM228 224H226V225H224L223 227V231L225 232L226 230H228ZM230 225V224H229ZM73 226V227H72ZM60 227V228H59ZM230 227V226H229ZM55 228V229H54ZM225 228H227V229H225ZM67 229V230H66ZM24 230H23V232H24ZM66 230V231H65ZM72 230V231H71ZM75 230V229H74ZM131 231V234H134V233H132V232H137L138 233V231L137 230H130ZM129 231V232H130ZM213 231H207L206 233H203L201 236L202 237H197V234L195 235V233H194V235H193V232H177V233H173L172 234V237H171V239H170V241L167 243H165L166 244V247L165 248H163L162 250H161V252H162V256H160V254H157L156 255V257H155V255L153 256L152 255V258L154 259H152L151 258V261L152 262H149L150 261V257L148 256V251H149V253H151L150 252V250H151V246H147V248L149 249V250H146L147 248H142L140 251H134L133 249H131L132 250V252L130 253L131 255H130V259L127 261V263L128 264H201V263H197V261H196V255H197V253L198 252H200L201 251V249H202V251L204 252V253H201V254H203V257H204V260H202L204 263L206 262L207 263V261H212V259H213V261H215V262H219L220 260L221 261H229L228 263L229 264H264V257L263 256H261V255H259V254H257V253H254V254H238V256H236L235 254L236 253H234L235 251L234 250H232L231 248H229V249H227V247H226V245H227V243H230V242H232V243H230V244H228V245H231L232 246V244H234L233 242L235 241V243L237 242V239H238V242H240V244H239V246H241V247H243V245L244 246H246L247 245V242H249L248 244H251V240H245V239H239L238 237H234V234H233V236L230 234V232H229V230H228V236H224V235H226V233H227V231H226V233H222V234H219V235H221V236H219L218 234L217 235H215L216 233L215 232H213ZM217 232V231H216ZM101 233H103V234H105L104 232H102L101 231ZM180 233H182V234H180ZM190 233V234H189ZM211 233H212V235H211ZM102 234V235H103ZM106 235H107V233H106ZM109 235V238H111V233H109L108 234ZM107 235V236H108ZM192 235V236H191ZM200 235V234H199ZM198 235V236H199ZM223 235V236H222ZM106 236V237H107ZM174 236V237H173ZM214 236V238L215 239H213V238H211V237H213ZM103 237H105V235H103ZM205 237H207V238H205ZM216 237L218 238V237H220V238H218L217 240L218 241H216ZM226 237V238H225ZM228 237V238H227ZM232 237H233V239H232ZM112 238H113V236H112ZM111 238V239H112ZM194 240H193V239ZM202 238V239H201ZM203 238L205 239V240H203ZM209 238V239H208ZM235 238V239H234ZM173 239V240H172ZM212 239V240H211ZM220 239V240H219ZM209 240V241H208ZM224 241V243H223V241ZM229 240V241H228ZM205 241H208V243H207V245L208 246H206L205 244H204V242ZM226 241H227V243H226ZM238 242H237V244H238ZM244 243L243 245H242V243ZM214 243V244H213ZM215 243H216V245H215ZM220 243V244H219ZM222 243V244H221ZM226 243V244H225ZM168 244V245H167ZM204 244V245H203ZM246 244V245H245ZM253 244V243H252ZM202 245H203V247H202ZM254 245H257V242L255 241V244ZM204 248V249H203ZM210 248V249H209ZM154 249V248H153ZM173 249V250H172ZM207 249V250H206ZM218 249V250H217ZM231 249V250H230ZM172 250V251H171ZM216 250V251H215ZM134 251V252H133ZM146 251H147V257H148V259H146L145 258V256H146ZM166 251V252H165ZM211 251H213V252H211ZM227 251V252H226ZM229 251V252H228ZM230 251H231V253H230ZM135 252H137V253H135ZM141 252V253H140ZM160 252V253H161ZM234 254H233V253ZM68 253V251H66V252H64V258H62L61 257V259H57V258H54V259H43L46 263L45 264H71L72 263V260H71V258H68L69 257V255L67 254ZM135 255H134V254ZM227 253H228V255H227ZM239 253V252H238ZM169 254H170V256H169ZM196 254V255H195ZM230 254H233L232 256L233 257H231V255ZM68 257H67V256ZM142 255V256H141ZM145 255V256H144ZM167 255V256H166ZM242 255H243V257H242ZM245 255H246V257H245ZM248 255V256H247ZM255 255H257V256H255ZM139 256V257H138ZM160 256V257H159ZM169 256V257H168ZM215 256V257H214ZM236 257V259H235V257ZM141 257V258H140ZM159 257V258H158ZM227 257H231L230 258V260L227 258ZM96 258V259H95ZM95 258H92V263H90V264H103V262H104V257L103 258H97V257H95ZM164 258V259H163ZM232 258H234L233 260L234 261H232ZM241 258H242V260H241ZM57 259V260H56ZM142 259H144V260H142ZM157 259H159L160 261H158ZM226 259V260H225ZM131 260V261H130ZM147 260V261H146ZM156 260V261H155ZM167 260V261H166ZM195 260V261H194ZM206 260V261H205ZM48 261V262H47ZM60 261V262H59ZM70 261H71V263H70ZM103 261V262H102ZM129 261H130V263H129ZM146 261V262H145ZM210 261V262H211ZM49 262H51V263H49ZM57 262V263H56ZM62 262V263H61ZM91 262V261H90ZM166 262V263H165ZM209 262V263H210ZM74 263V262H73ZM72 263V264H73ZM34 264H42V262H38V263H34ZM43 264H44V262H43ZM74 264H76V261H75V263ZM77 264H79L78 262H77Z\"/></svg>", "mask_w": 264, "mask_h": 264}]
</instances>
